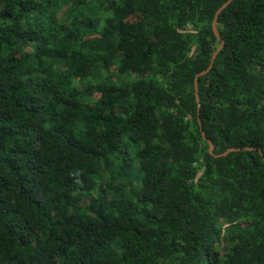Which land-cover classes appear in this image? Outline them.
I'll return each mask as SVG.
<instances>
[{"label": "trees", "instance_id": "obj_1", "mask_svg": "<svg viewBox=\"0 0 264 264\" xmlns=\"http://www.w3.org/2000/svg\"><path fill=\"white\" fill-rule=\"evenodd\" d=\"M225 1L0 0V264H264V0Z\"/></svg>", "mask_w": 264, "mask_h": 264}, {"label": "water", "instance_id": "obj_2", "mask_svg": "<svg viewBox=\"0 0 264 264\" xmlns=\"http://www.w3.org/2000/svg\"><path fill=\"white\" fill-rule=\"evenodd\" d=\"M230 1L231 0H226L223 4H221L218 8H217V10L215 11V13H214V17H213V21H212V29H213V32H214V34L217 36V37H219V34H218V32H217V28H216V20H217V17H218V15H219V13L230 3ZM222 45H223V42H220V44H219V46L214 50V52L212 53V57H211V60H210V63H209V65L207 66V68L206 69H204V70H202V71H200V72H198L196 75H195V78H194V86H195V92H197V78L199 77V76H201V75H204V74H206L208 71H209V69H210V67H211V65H212V63H213V60H214V58L216 57V55H217V53H218V51L221 49V47H222ZM197 98V97H196ZM207 143H208V151H209V153L210 154H213V144H212V142L210 141V140H207ZM238 150H240L239 148H236V147H230V148H228L227 150H225L224 152H222V153H220V154H218V155H215V156H223V155H226L227 153H229V152H231V151H238Z\"/></svg>", "mask_w": 264, "mask_h": 264}]
</instances>
